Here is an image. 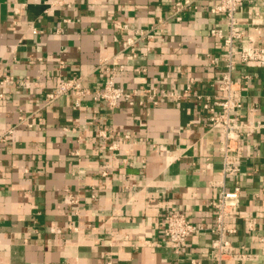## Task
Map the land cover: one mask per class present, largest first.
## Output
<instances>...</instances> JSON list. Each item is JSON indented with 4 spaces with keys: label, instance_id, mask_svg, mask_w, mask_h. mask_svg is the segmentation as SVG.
Listing matches in <instances>:
<instances>
[{
    "label": "crops",
    "instance_id": "crops-1",
    "mask_svg": "<svg viewBox=\"0 0 264 264\" xmlns=\"http://www.w3.org/2000/svg\"><path fill=\"white\" fill-rule=\"evenodd\" d=\"M219 1L197 0L178 21L175 0H0V264H213L209 204L237 186L230 241L250 259L224 264H264V61L236 76H250L243 118L263 127L247 135L235 177L222 173L219 131L198 100L221 95L224 47L210 35L226 27L210 12ZM238 20L244 44L264 47V0H245ZM112 68L118 87L138 93L132 105L111 110L88 96L74 109L69 94L46 105L61 82L94 92ZM169 210L203 227L180 256L164 240Z\"/></svg>",
    "mask_w": 264,
    "mask_h": 264
},
{
    "label": "built area",
    "instance_id": "built-area-1",
    "mask_svg": "<svg viewBox=\"0 0 264 264\" xmlns=\"http://www.w3.org/2000/svg\"><path fill=\"white\" fill-rule=\"evenodd\" d=\"M197 0H175L171 17L181 21L182 14L188 10H198ZM245 0H220L218 4L211 6L210 12L213 15H222L226 19L225 29L213 28L210 31L211 37L219 40L224 47L223 72L220 76L219 96H200L198 98L200 106L205 113L207 124L213 130L219 131L218 147L221 153L222 173L224 177H235L240 170L242 160L246 152V137L249 133H254L263 127V124L256 118L244 119L242 111L244 109L243 86L246 85L250 76L242 75L236 78L241 68L248 67L254 63L264 61V47L255 44L254 40H249L250 44H244L245 33L238 20L239 8L243 6ZM258 16L259 14L256 13ZM120 29L127 26L117 25ZM155 30L138 31L136 38H128L124 44V50L134 51L137 42L154 38ZM220 62L214 58V62ZM123 66H120V71ZM119 69H109V75L104 85L92 92L89 88L83 87L79 78L67 79L46 96V105L53 104L64 95H71L75 98L74 109L81 107L82 99L92 97L95 102L105 103L109 109L115 110L123 101L133 104L137 92H128L126 89L118 87L116 79ZM191 92L188 86L183 92L187 96ZM143 94L157 104L155 98L158 91L154 88H147ZM166 98H180V95L162 92ZM3 95L0 94V98ZM143 104V102H140ZM251 108L249 114H254ZM129 138V136H125ZM4 136H0L2 141ZM106 175V172H104ZM241 188L234 187L232 190H221L218 198L212 200L209 206L215 212L214 225L211 229L213 239L211 242L210 257L213 264H224L228 260L246 261L250 259V254L241 252L230 241V237L235 235L236 229L228 226V222L239 218L241 211ZM244 219L247 228L254 231L256 219L254 217H241ZM166 226L164 229V240L176 255L180 256L183 248L191 235L203 229L202 226L195 225L187 218L183 212L169 210L166 213ZM160 246V244H151ZM245 249V248H244ZM194 264V262H192Z\"/></svg>",
    "mask_w": 264,
    "mask_h": 264
}]
</instances>
